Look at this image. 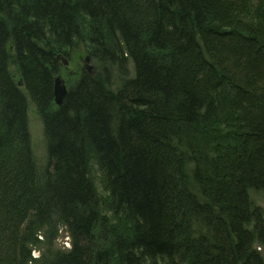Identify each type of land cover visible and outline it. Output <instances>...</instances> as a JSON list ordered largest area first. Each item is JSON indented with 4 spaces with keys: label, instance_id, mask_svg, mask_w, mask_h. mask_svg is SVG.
<instances>
[{
    "label": "trees",
    "instance_id": "obj_1",
    "mask_svg": "<svg viewBox=\"0 0 264 264\" xmlns=\"http://www.w3.org/2000/svg\"><path fill=\"white\" fill-rule=\"evenodd\" d=\"M79 43L97 73L57 107L56 56ZM10 65L42 119V174ZM252 193L264 0H0V264H264ZM60 228L70 250L35 258Z\"/></svg>",
    "mask_w": 264,
    "mask_h": 264
},
{
    "label": "rangeland",
    "instance_id": "obj_2",
    "mask_svg": "<svg viewBox=\"0 0 264 264\" xmlns=\"http://www.w3.org/2000/svg\"><path fill=\"white\" fill-rule=\"evenodd\" d=\"M85 44L86 46H88L87 42H85ZM86 46L83 43H79L75 45L72 49L64 50V52L61 53L62 58L68 61V65L66 67L62 66L63 63L61 60L59 59L56 60L59 67L58 75L64 81L68 91L72 89V87H74V85L78 81L80 72L85 71L86 69L83 63L84 58L89 56ZM90 66L93 67L92 75H95L97 73V68L95 67L94 64H92V62ZM128 68L130 71H132L131 70L132 67L130 64L128 65ZM9 71L10 74L13 76L14 80L17 82V86L20 88L22 92H24L23 91L24 88L18 85L20 79L15 67L10 65ZM24 95L26 97V102H27V132L29 134L30 149L33 155V160L36 169L39 172V174H42L46 164V143L44 137V127H43L42 119L38 114L35 106L32 104V102L30 101L29 97L25 92ZM89 171L90 173L88 178L90 181H92V183L96 187V191L98 192L97 199L101 201L100 212L102 213L103 216H107V217L111 216L110 208H107L104 205L105 200H103L101 182L99 179L100 172L95 159L91 158L89 163ZM251 198L253 204L255 206L261 207L264 211V194L252 193ZM70 247L71 245L68 234L64 229L60 228L58 238L52 241L51 245L49 244V241L45 239L44 236L41 238L38 244V250L34 249V253H35L34 257L38 258L41 256V254L47 253V251L50 253L51 252L65 253L70 250Z\"/></svg>",
    "mask_w": 264,
    "mask_h": 264
},
{
    "label": "water",
    "instance_id": "obj_3",
    "mask_svg": "<svg viewBox=\"0 0 264 264\" xmlns=\"http://www.w3.org/2000/svg\"><path fill=\"white\" fill-rule=\"evenodd\" d=\"M61 60L64 67H66L68 65V61L64 58H62L61 55H57L56 56V60ZM83 63L86 67L85 72L88 75H92L93 73V67L90 66L91 64V60L88 57L84 58ZM18 85H21V81L18 83ZM68 91L67 88L65 86L64 81L61 79V77L59 75H56L53 78V102L60 107L63 103V99L65 98V96L67 95Z\"/></svg>",
    "mask_w": 264,
    "mask_h": 264
},
{
    "label": "bare ground",
    "instance_id": "obj_4",
    "mask_svg": "<svg viewBox=\"0 0 264 264\" xmlns=\"http://www.w3.org/2000/svg\"><path fill=\"white\" fill-rule=\"evenodd\" d=\"M55 104V103H54ZM56 105V104H55ZM57 106V105H56ZM58 107V106H57ZM34 249L38 250V245H35ZM34 251H33V256H34Z\"/></svg>",
    "mask_w": 264,
    "mask_h": 264
}]
</instances>
